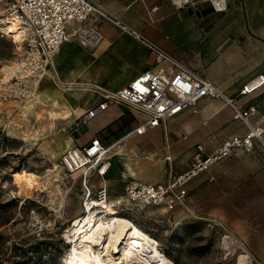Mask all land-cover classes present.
I'll return each instance as SVG.
<instances>
[{"label": "crops", "instance_id": "1", "mask_svg": "<svg viewBox=\"0 0 264 264\" xmlns=\"http://www.w3.org/2000/svg\"><path fill=\"white\" fill-rule=\"evenodd\" d=\"M97 1L129 28L202 71L237 103H256L258 112L251 116L252 121L264 114V0H241L239 5L231 2L227 11L217 13L220 20L216 21L202 20L207 12H197L194 5L176 10L168 0ZM101 30L104 37L93 49L73 38L64 40L54 57L53 71L40 82L35 100L45 103L47 109L51 107L57 124H69L96 104L101 99L98 87L116 89L146 69L164 66L156 64L148 47L129 32L109 22H103ZM244 85L249 91L241 93ZM142 118L125 105L110 102L94 116L78 121L54 154L97 136L108 147L105 171L95 172L90 180L93 188L105 185L113 203L114 198L124 196L129 179L162 182L169 171L182 172L190 165L197 143L210 152L225 135L246 131L220 98H204L195 109L167 118L165 129L158 125L141 134L130 133ZM187 189L189 210L183 213L177 206L171 211L181 214V219L225 220L221 198L228 194L242 199L238 204L261 205L264 213V153L239 148L191 179ZM258 254L264 264V246Z\"/></svg>", "mask_w": 264, "mask_h": 264}, {"label": "built area", "instance_id": "2", "mask_svg": "<svg viewBox=\"0 0 264 264\" xmlns=\"http://www.w3.org/2000/svg\"><path fill=\"white\" fill-rule=\"evenodd\" d=\"M176 10L205 2L215 13L228 10L232 0H168ZM6 15L15 20L24 30L22 47L16 56L10 78L3 82L5 97L22 102L35 99L36 91L43 74L53 71L54 57L62 42L73 38L81 45L93 49L103 39L101 24L109 22L122 31H127L144 43L154 56L156 64H164L157 69L149 68L134 76L127 84L109 89L98 87L101 99L84 113L74 118L68 127L71 129L78 121L95 115L110 102L120 103L128 109L143 115V118L129 131L141 134L161 125L185 109H195L204 98H220L233 110V117L246 127L243 134L225 135L219 146L208 152L202 143L195 145L190 165L182 172L169 171L162 182H146L131 178L125 185L123 197L114 198L116 207L143 208L154 206L160 212L172 211L187 205V184L195 176L209 170L224 157L232 155L237 149L264 153V114L256 121L251 116L258 112L256 103L241 105L231 95H225L219 87L202 71L191 68L176 59L166 49L153 40L129 28L123 21L97 0H7ZM72 23L73 27L68 25ZM264 79L261 81L263 83ZM260 83V84H261ZM249 89L244 85L241 93ZM108 147L95 136L89 143L71 146L60 154V164L68 172L80 170L82 189L86 200L98 198L109 200L105 185L97 188L98 196L90 175L105 171V155ZM166 158L170 159L167 155Z\"/></svg>", "mask_w": 264, "mask_h": 264}, {"label": "rangeland", "instance_id": "3", "mask_svg": "<svg viewBox=\"0 0 264 264\" xmlns=\"http://www.w3.org/2000/svg\"><path fill=\"white\" fill-rule=\"evenodd\" d=\"M232 2L239 5L241 0ZM6 4L7 0H0L1 20L7 17ZM193 7L197 12H207L202 20H220L205 2ZM14 39L0 30V264L27 256L33 260L40 254L49 257L50 264H66L71 247L66 231L76 217L85 215L80 173L66 171L60 154H54L65 144L70 128L57 124L51 107L47 109L36 98L22 102L4 96V67L14 66L21 46ZM23 171L36 174L33 187L24 186L20 180ZM94 192L98 196L97 188ZM241 201L229 194L222 197L225 220L219 217L216 221L195 216L181 219L176 211L160 212L154 206H120L108 215L129 213L157 238L170 264H238L241 254L249 255L246 264H261L258 252L264 246L263 207L238 204ZM206 243L203 252L192 249ZM133 264L153 263L142 259Z\"/></svg>", "mask_w": 264, "mask_h": 264}, {"label": "bare ground", "instance_id": "4", "mask_svg": "<svg viewBox=\"0 0 264 264\" xmlns=\"http://www.w3.org/2000/svg\"><path fill=\"white\" fill-rule=\"evenodd\" d=\"M1 23L0 30L4 34L15 38L17 43H22L24 30L15 20L7 16ZM4 70L6 82L13 72V66H6ZM48 73L46 71L43 74L41 81ZM37 92L38 89L35 98H39ZM76 172L80 173V170L72 173ZM20 180L24 186L33 187L37 183V176L23 171ZM113 203L110 199L86 200L85 215L76 217L65 234L66 240L71 244L66 264H133L134 261L142 259H148L153 264H170L171 260L160 251L156 238L128 218L108 215L117 208L115 200ZM139 243L143 244V248L139 247ZM248 258V254H241L238 264H246Z\"/></svg>", "mask_w": 264, "mask_h": 264}, {"label": "trees", "instance_id": "5", "mask_svg": "<svg viewBox=\"0 0 264 264\" xmlns=\"http://www.w3.org/2000/svg\"><path fill=\"white\" fill-rule=\"evenodd\" d=\"M110 215H117V214H110ZM121 217H125L130 219L132 222H134V224H136L140 229H142L143 231L147 232L149 235H151L152 237H154L151 233V231L144 229L140 223H138L137 221H135L134 219H132L131 217H128L124 214H120ZM118 215V216H120ZM193 223H188L187 226H193ZM155 238V237H154ZM157 239V238H156ZM208 247V244H202V245H197L192 247V249L196 252H203L204 250H206V248ZM50 260L49 257L43 256V255H39L37 258L32 260L31 256H27V257H23V259H18L10 264H50Z\"/></svg>", "mask_w": 264, "mask_h": 264}]
</instances>
